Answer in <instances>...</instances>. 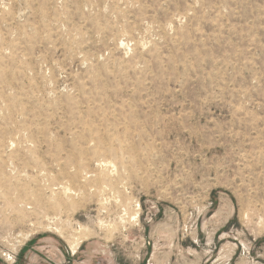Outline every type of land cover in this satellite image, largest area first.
Segmentation results:
<instances>
[{
	"label": "rangeland",
	"instance_id": "rangeland-1",
	"mask_svg": "<svg viewBox=\"0 0 264 264\" xmlns=\"http://www.w3.org/2000/svg\"><path fill=\"white\" fill-rule=\"evenodd\" d=\"M0 264H264V0H0Z\"/></svg>",
	"mask_w": 264,
	"mask_h": 264
},
{
	"label": "bare ground",
	"instance_id": "bare-ground-1",
	"mask_svg": "<svg viewBox=\"0 0 264 264\" xmlns=\"http://www.w3.org/2000/svg\"><path fill=\"white\" fill-rule=\"evenodd\" d=\"M79 241H80V240H79ZM76 249H77V248L75 247V248H74V252L76 251Z\"/></svg>",
	"mask_w": 264,
	"mask_h": 264
}]
</instances>
